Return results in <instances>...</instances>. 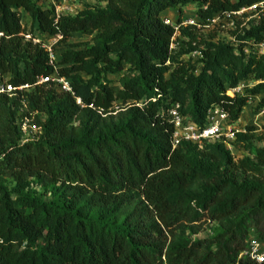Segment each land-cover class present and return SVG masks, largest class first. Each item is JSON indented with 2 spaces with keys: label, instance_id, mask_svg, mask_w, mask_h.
<instances>
[{
  "label": "trees",
  "instance_id": "obj_1",
  "mask_svg": "<svg viewBox=\"0 0 264 264\" xmlns=\"http://www.w3.org/2000/svg\"><path fill=\"white\" fill-rule=\"evenodd\" d=\"M37 1L0 0V83L28 87L0 95V264H254L239 255L250 238L264 251V150L233 162L221 141L171 149L166 112L177 105L200 128L214 107L236 123L246 96L260 97L255 114L264 109V55L249 47L262 42L264 8L254 24L231 18L236 46L161 16L194 6L202 28L264 0H69L102 6L57 17ZM74 34L89 46L51 50L49 65L38 38L63 45ZM192 52L197 62L181 60ZM53 74L70 93L34 85ZM117 74L112 85L107 77ZM248 80L255 85L244 95H225ZM22 117L40 134L20 146ZM85 118L98 134L73 126ZM236 141L245 135L229 146ZM32 186L47 200L28 193ZM205 223L217 233L191 240Z\"/></svg>",
  "mask_w": 264,
  "mask_h": 264
},
{
  "label": "rangeland",
  "instance_id": "obj_2",
  "mask_svg": "<svg viewBox=\"0 0 264 264\" xmlns=\"http://www.w3.org/2000/svg\"><path fill=\"white\" fill-rule=\"evenodd\" d=\"M61 0H39L36 2V4L40 8H56L57 6L60 5ZM97 6H102V4H97L96 2L89 1L85 3H79V2H72L68 1L65 2L63 7H66L71 11V13H77L81 10H84L85 8H93ZM60 8V7H59ZM262 8H259L260 10H245L243 13L239 15L237 18L239 24L241 23L242 26H245L247 23L252 22L253 24L258 20L257 16L261 15ZM59 12V10H58ZM194 12L195 8L194 6H186L183 8H174L171 10L166 11L163 13L161 16V19L164 21H167L171 26L175 27L176 22H185V21H195L194 17ZM264 13V12H263ZM244 15L245 17H243ZM230 19L228 17H221V18H214L208 26H203L202 28L198 30V34L204 39L208 40L210 37L212 38L213 42H229V39L227 37L226 31H228V22ZM232 21V19H231ZM234 23V22H233ZM21 25L24 28L25 31L31 30L33 32V27L29 19L25 16H22L21 20ZM176 37L174 38L173 44L176 41ZM39 42L43 44L44 46H48L50 50L60 53L64 50L67 49H72L73 50H79L84 47L89 46V38L79 35V34H74L72 37L63 45H57V39L56 38H38ZM73 46H78V47H73ZM175 46L172 45V48ZM198 53L192 52L189 53V55L183 56L181 58L182 61L184 62H190V63H195L198 61ZM122 76V74H117V75H109L107 79L111 82L112 85H116L118 79ZM241 88H240V95H244L246 90H249L252 88L255 83L251 81H246L240 83ZM247 97V102L246 106L243 110V113L240 116L239 122L237 124L238 129L241 131V135H245L246 141L240 142L236 141L234 142L231 147L229 148V153L230 156L232 157V161L236 162L239 160H242L244 158L251 159L252 155L247 153V149L253 152V150H264V120L259 119L254 121L255 118V112H254V106L259 100L260 97H252V96H246ZM92 123L89 120H82L81 122L75 123L73 126L77 129H82L85 128L87 130H91V132L96 135L98 134V129L94 127L92 129ZM250 128L251 131L247 132L246 129ZM4 185L10 189L12 188V184L5 179ZM28 193H30L33 197L39 198L41 201H46L47 196H45V191L42 190L39 187L32 186L29 188ZM218 231L217 224L215 223H205L203 226V232H201L197 236H193L191 240H200V239H208L213 237Z\"/></svg>",
  "mask_w": 264,
  "mask_h": 264
},
{
  "label": "built area",
  "instance_id": "obj_3",
  "mask_svg": "<svg viewBox=\"0 0 264 264\" xmlns=\"http://www.w3.org/2000/svg\"><path fill=\"white\" fill-rule=\"evenodd\" d=\"M69 0H61L60 5L57 6V9L54 8V14L55 17L59 16L60 14H74L71 13L69 9L66 7H63L65 2H68ZM263 4H258L257 6H252L245 10H253L255 7L257 9L262 8ZM60 7V8H59ZM59 10V12H58ZM245 10H241L237 13H231V14H225L223 17H228L230 21L228 22V30H233L234 23L231 21V18H238L241 13H243ZM260 10V9H259ZM164 25H170L167 21H163ZM179 26L182 27H193L196 30H199L200 27L192 21H185L181 22ZM175 30V28H174ZM25 40H28V36H24ZM229 39V38H228ZM32 43H38L37 40H31ZM229 42L233 43V45H237V42L229 39ZM45 52L48 55V63L49 65H52L53 62V55L48 46H41ZM249 47L253 49L258 56L264 55V36L262 37V42L255 44V43H249ZM246 49H243V53H246ZM198 58H199V54ZM45 83H53L54 86L57 87V89L60 92L63 93H70V88L67 83V81L63 78L57 77L55 74L47 77H40L37 79L34 85H40ZM27 86H20L17 88H12L9 85L0 83V95L5 94L8 97L15 96L16 92H21L27 90ZM240 88L241 85L239 84L236 88L227 90L225 95L228 98H232L233 96L240 95ZM23 108L24 104L22 103ZM178 106L173 105L171 108L167 110V116L170 120V123L172 124V133L170 137V145L171 149H174L177 145L180 143H190L193 145H196L198 148H200L202 142H213V141H221L223 144H225L226 148L229 150L230 143L235 139V135L238 133H241L240 129H238V121L236 123H230L227 117V114L222 111L218 107H214L209 109L206 112L204 124L202 127H197L194 124L190 123L189 121H185L182 119L178 114ZM259 119H264V109L259 110L255 114L254 121ZM18 132H19V141L18 144L25 145L35 142L38 139V136L40 134L39 128L31 123L29 119L26 117L20 118L18 121ZM243 257L248 259L249 261L253 262L254 264H261L264 259V251L261 247V245L255 240V239H248L246 250L242 254L239 255V258Z\"/></svg>",
  "mask_w": 264,
  "mask_h": 264
},
{
  "label": "crops",
  "instance_id": "obj_4",
  "mask_svg": "<svg viewBox=\"0 0 264 264\" xmlns=\"http://www.w3.org/2000/svg\"><path fill=\"white\" fill-rule=\"evenodd\" d=\"M243 113V112H242ZM240 119V118H239ZM238 122H239V120H238Z\"/></svg>",
  "mask_w": 264,
  "mask_h": 264
}]
</instances>
